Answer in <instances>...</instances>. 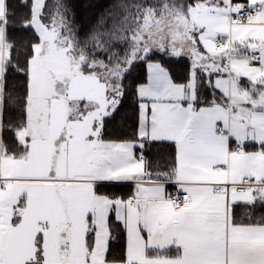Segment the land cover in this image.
Masks as SVG:
<instances>
[{
    "label": "snow or ice",
    "instance_id": "6c2138e0",
    "mask_svg": "<svg viewBox=\"0 0 264 264\" xmlns=\"http://www.w3.org/2000/svg\"><path fill=\"white\" fill-rule=\"evenodd\" d=\"M0 264H264V0H0Z\"/></svg>",
    "mask_w": 264,
    "mask_h": 264
}]
</instances>
